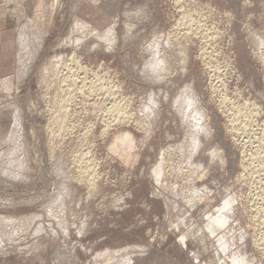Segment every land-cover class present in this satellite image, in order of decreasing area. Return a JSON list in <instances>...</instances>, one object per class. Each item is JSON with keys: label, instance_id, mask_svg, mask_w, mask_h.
<instances>
[{"label": "rangeland", "instance_id": "rangeland-1", "mask_svg": "<svg viewBox=\"0 0 264 264\" xmlns=\"http://www.w3.org/2000/svg\"><path fill=\"white\" fill-rule=\"evenodd\" d=\"M2 80L0 264H264V0H0Z\"/></svg>", "mask_w": 264, "mask_h": 264}, {"label": "bare ground", "instance_id": "bare-ground-1", "mask_svg": "<svg viewBox=\"0 0 264 264\" xmlns=\"http://www.w3.org/2000/svg\"><path fill=\"white\" fill-rule=\"evenodd\" d=\"M178 3H180V2H178ZM177 4V3H176ZM178 5V4H177ZM36 15V14H35ZM34 17V16H33ZM188 22V21H187ZM190 22V21H189ZM196 22V21H195ZM198 23V22H197ZM184 25V24H183ZM188 25V24H187ZM189 26H190V24H189ZM196 27H198V26H196ZM182 28V27H181ZM179 29V28H178ZM193 30H195L194 28H193ZM207 30V29H206ZM176 31V30H175ZM179 31V30H178ZM208 31V30H207ZM215 33V32H214ZM81 34H83V33H81ZM80 34V35H81ZM174 34V32L172 33V35ZM191 34V33H190ZM203 34V33H202ZM206 34V33H205ZM88 35V34H87ZM181 35V34H180ZM208 35V34H207ZM211 35V34H210ZM213 35V34H212ZM211 35V36H212ZM71 36V35H70ZM75 36V35H74ZM185 36H186V34H185ZM199 36V35H198ZM209 37V36H208ZM214 37V36H213ZM172 38V37H171ZM187 38V37H186ZM185 38V39H186ZM192 38V37H191ZM202 38V37H201ZM80 39V38H79ZM170 39V38H169ZM156 40V39H155ZM158 40V39H157ZM20 41H21V36H20ZM179 41V40H178ZM182 40H180V42H181ZM215 41V40H214ZM152 42H153V40H152ZM156 41H154V43H155ZM157 43V42H156ZM78 44V43H77ZM115 44V43H114ZM158 44V43H157ZM179 46V45H178ZM25 46H23L22 48L23 49H25L24 48ZM77 47V46H76ZM185 47V46H184ZM212 47V46H211ZM204 48V47H203ZM206 48V47H205ZM208 48H209V45H208ZM179 49H181V48H179ZM183 49V48H182ZM27 51V50H26ZM152 51V50H151ZM160 51V50H159ZM159 51L156 49L155 50V52H153L154 53V55H153V58L152 59H150L151 61H152V65H150L149 67H150V69H152L153 71H155V69L157 68V67H159V64H161L162 65V62L164 61V59H160V56H161V54L159 53ZM206 51V50H205ZM21 52V51H20ZM22 52H24V51H22ZM180 52H181V50H180ZM160 55H159V54ZM208 55V54H207ZM183 56V55H182ZM201 56V55H200ZM202 57V56H201ZM72 58V57H71ZM209 59V58H208ZM70 61V60H69ZM164 63V62H163ZM163 66H164V64H163ZM64 67V66H63ZM208 67V66H207ZM211 67V66H210ZM65 68V67H64ZM160 68V67H159ZM67 69V68H66ZM80 69V68H79ZM218 69V68H217ZM64 70V69H63ZM78 70V69H77ZM84 70V69H83ZM211 70V69H210ZM67 73V72H66ZM70 73V72H69ZM79 73H80V70H79ZM85 74V73H84ZM157 74V73H156ZM219 74V73H218ZM66 75V74H65ZM83 75V74H82ZM75 76H77V75H75ZM74 76V77H75ZM84 76V75H83ZM212 76V75H211ZM59 77H61V76H59ZM218 77V76H217ZM216 78V77H215ZM213 79V78H212ZM95 80V79H94ZM5 81L6 80H2L0 83L1 84H3V83H5ZM59 81V80H58ZM89 81V80H88ZM163 81V80H162ZM86 82V81H85ZM89 83V82H88ZM220 83H221V81H220ZM72 84V83H71ZM84 84V83H83ZM96 84V83H95ZM58 85V84H57ZM98 85V84H97ZM218 85V84H217ZM56 86V85H55ZM83 86V85H82ZM216 86V85H215ZM105 87V86H104ZM214 87V86H213ZM216 88V87H215ZM66 89V88H65ZM104 90H106L105 88H104ZM59 91H61L62 92V90H59ZM70 91H71V89H70ZM216 91V90H215ZM60 92V93H61ZM64 92H65V90H64ZM92 94V93H91ZM96 94V93H95ZM100 95H102V94H100ZM192 95V94H191ZM64 96V95H63ZM74 96V95H73ZM219 96V95H218ZM61 97V96H60ZM82 98V97H81ZM91 98V97H90ZM72 100V99H71ZM117 100V99H116ZM118 101V100H117ZM153 101V100H152ZM221 101H223V100H221ZM122 102V101H121ZM150 102V101H149ZM195 102V98H193V96H191L190 98H187V101H186V105L184 106L185 107V110H184V107H183V110H182V116L184 117V118H186V119H193L194 120V124H195V122L196 123H198V125H199V123H200V121L202 120V114L199 112V111H197L196 109H189V108H191L193 105V103ZM62 104H64V103H62ZM151 105H153V104H151ZM150 105V106H151ZM155 105V104H154ZM223 105V104H222ZM148 106V105H147ZM243 106H246V107H248L249 106V104H247L246 102L243 104ZM223 107V106H222ZM146 108H148V107H146ZM156 108V107H155ZM228 108V107H227ZM231 108V116H233V113L234 112H236L237 110H239V108H235V107H230ZM152 109V108H151ZM182 109V108H181ZM190 110V111H188V110ZM226 110V109H225ZM229 111V110H228ZM125 112V111H124ZM127 112V111H126ZM145 112H146V110H145ZM144 112V113H145ZM148 112V111H147ZM227 112V111H226ZM150 113V112H149ZM191 113V114H190ZM112 114V113H111ZM125 114V113H124ZM151 114V113H150ZM193 114V115H192ZM62 116V115H61ZM145 116H147L146 114H145ZM151 116V115H150ZM149 116V117H150ZM108 117V116H107ZM182 117V118H183ZM106 118V117H105ZM113 118H114V116H113ZM130 119V118H129ZM203 121V120H202ZM121 123H122V121H120ZM125 123H127L128 121H124ZM130 122V121H129ZM132 122V121H131ZM135 122V121H134ZM189 123V122H188ZM202 123V122H201ZM200 123V124H201ZM116 124H119V123H116ZM136 125H137V123H136ZM202 125V124H201ZM200 125V126H201ZM113 126V125H112ZM138 126H140V123H139V125ZM194 126V125H193ZM198 127L197 126V124L194 126L195 127V130H197V132L198 133H207V129H206V127H204V125H203V127ZM105 127H108V126H105ZM141 127V126H140ZM136 128H138V127H136ZM143 129V128H142ZM123 132V131H122ZM105 133V132H104ZM149 133V132H148ZM187 135V134H186ZM198 135V134H197ZM193 136V135H192ZM114 137V136H113ZM146 137V136H145ZM113 142H112V146H110V149L111 150H113L115 153H117V154H119L120 156L121 155H123V158H125V159H129L131 156H134V155H130L131 154V151L134 149V144H136V143H134V139L133 138H131V135L127 132V133H120V134H117L115 137H114V140H112ZM191 146H190V148H191V150L194 152L195 150H197L198 148H199V145H200V143H199V138L196 136H194L193 138H192V140H191ZM111 145V144H110ZM140 145V144H139ZM187 149V148H186ZM112 151V152H113ZM214 154V155H213ZM219 154H220V152H217V151H215L214 153L212 152V155H213V157H215L216 155L217 156H219ZM131 161V160H130ZM134 162H136V161H134ZM164 162V161H163ZM162 162V163H163ZM165 162H167V161H165ZM132 163V162H131ZM90 168V167H89ZM91 169V168H90ZM161 169V168H160ZM163 169V168H162ZM155 173V172H154ZM82 174H83V172H82ZM155 176H157L158 177V175H157V173L156 174H154ZM83 176V175H82ZM94 176H95V174H94ZM85 177V176H84ZM88 177V176H87ZM86 178V177H85ZM99 179V178H98ZM93 182V181H92ZM96 183V182H95ZM85 184V183H84ZM87 185V184H86ZM94 191V190H93ZM212 219V218H211ZM214 219V218H213ZM212 219V220H213ZM5 221V220H4ZM3 221V222H4ZM5 223H7V222H5ZM209 228V227H208ZM212 232V231H211ZM210 232V233H211ZM212 234V233H211ZM186 235V234H185ZM187 235H189V233H187ZM185 236L181 239V241H184L185 239ZM9 250V249H8ZM216 259V258H215ZM219 259V258H218ZM216 263H217V261H216ZM130 264V263H129Z\"/></svg>", "mask_w": 264, "mask_h": 264}]
</instances>
